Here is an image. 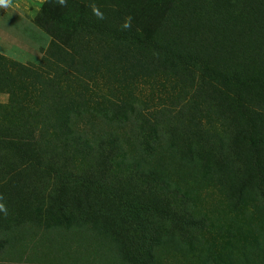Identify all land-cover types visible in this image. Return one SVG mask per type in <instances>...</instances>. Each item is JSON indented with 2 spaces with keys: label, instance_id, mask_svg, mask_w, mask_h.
I'll return each instance as SVG.
<instances>
[{
  "label": "rangeland",
  "instance_id": "obj_1",
  "mask_svg": "<svg viewBox=\"0 0 264 264\" xmlns=\"http://www.w3.org/2000/svg\"><path fill=\"white\" fill-rule=\"evenodd\" d=\"M262 23L263 0H0V264H264ZM60 40L109 52L102 78Z\"/></svg>",
  "mask_w": 264,
  "mask_h": 264
},
{
  "label": "trees",
  "instance_id": "obj_2",
  "mask_svg": "<svg viewBox=\"0 0 264 264\" xmlns=\"http://www.w3.org/2000/svg\"><path fill=\"white\" fill-rule=\"evenodd\" d=\"M107 35L113 36L115 38L119 37H125L126 39L128 38H135L136 40H140L141 34L139 32H136L133 29H125V30H120L117 25H111L109 26V29L107 30ZM63 46L66 48L76 52L80 53L86 56H90L92 58H97L101 63V69L98 73L97 79L102 78L104 72L106 71V68L108 66V59L104 55H109L110 53L107 52V54L103 53L102 51H98L96 49H91L88 46H83V45H71V44H66L62 42L61 40L59 41ZM123 57L119 58L118 61L122 62L124 66L128 67L131 70H135L138 67H141L143 65L142 58L139 59L137 56L130 55L128 53H123L121 54ZM2 65L6 66V68H10L11 70L15 71V74L18 76V81L20 83L23 82H28L29 86L33 87V89L36 86L41 85L42 87H45V81L43 80V74L44 71H41L39 68H33V67H27L23 66L17 63H8L4 59H2ZM239 98H243L242 95L239 93ZM247 105L243 106L242 108L245 109L248 113V116L252 119V112L250 109L246 108Z\"/></svg>",
  "mask_w": 264,
  "mask_h": 264
},
{
  "label": "bare ground",
  "instance_id": "obj_3",
  "mask_svg": "<svg viewBox=\"0 0 264 264\" xmlns=\"http://www.w3.org/2000/svg\"><path fill=\"white\" fill-rule=\"evenodd\" d=\"M264 1V0H263ZM259 3V2H258ZM260 5V4H259ZM257 6V5H256ZM254 7V6H253ZM260 8V7H259ZM254 11V10H253ZM255 11H257V10H255ZM235 15V14H234ZM259 17V16H258ZM226 18V17H225ZM219 19V18H218ZM243 19V18H242ZM259 19H260V17H259ZM214 20V19H213ZM216 20H217V18H216ZM246 20V19H245ZM227 22H228V20H227ZM221 24V23H220ZM238 24V23H237ZM263 24V23H262ZM264 25V24H263ZM214 26V25H213ZM263 27V26H262ZM216 28V27H215ZM223 29H221V30H223V31H225V33L222 35V36H220V37H217V36H215L214 37V40H216V43H217V45L219 46V47H225L226 46V44H227V42H228V40L229 39H235V38H237L236 37V35H235V22L233 21V22H228V23H226V24H224L223 25V27H222ZM261 31V30H260ZM223 33V32H222ZM241 34V33H240ZM264 35V34H263ZM221 37H223L224 38V43L222 42V40H220V38ZM239 37V36H238ZM222 43V44H221ZM260 44H262V43H260Z\"/></svg>",
  "mask_w": 264,
  "mask_h": 264
}]
</instances>
